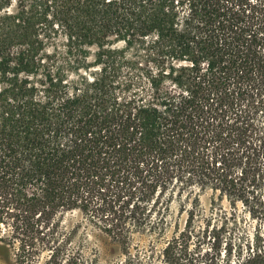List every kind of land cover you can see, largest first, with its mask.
Segmentation results:
<instances>
[{
    "label": "trees",
    "instance_id": "obj_1",
    "mask_svg": "<svg viewBox=\"0 0 264 264\" xmlns=\"http://www.w3.org/2000/svg\"><path fill=\"white\" fill-rule=\"evenodd\" d=\"M262 5L0 0V246L14 264H86L61 223L90 209L130 264L133 235L164 238L176 198L187 218L167 264H264V236L234 247L225 224L197 237L212 254L186 253L198 191L264 204ZM130 48L158 70L123 74Z\"/></svg>",
    "mask_w": 264,
    "mask_h": 264
},
{
    "label": "rangeland",
    "instance_id": "obj_2",
    "mask_svg": "<svg viewBox=\"0 0 264 264\" xmlns=\"http://www.w3.org/2000/svg\"><path fill=\"white\" fill-rule=\"evenodd\" d=\"M258 2L263 3L264 8V0H258ZM119 46L121 47L123 44H119ZM62 47L64 48V45L59 42L61 51L63 50ZM140 53L141 51L137 52L134 48L126 50L128 58L138 60L136 64L139 69L137 67L125 68L123 74L128 70L131 74H137L141 71L144 73L147 69H150L153 73L158 70L156 60ZM64 61L63 55H61L58 58V63H64ZM164 69L168 70L166 67ZM67 75L69 78L75 76L74 72L71 71H68ZM162 85L164 88H172L174 84L170 78L162 77ZM259 120H263V116H260ZM258 193V195H261V190ZM198 194L199 205L193 219L192 236L186 248L188 256L192 254L195 257L198 254V257H200L203 253L212 254L211 240L207 239V241L198 245L197 237L203 228H208L210 231L218 228L221 224H225L227 231L223 234V238L230 240L234 247L245 243L247 238L249 239L254 235L264 236V204L254 209V212H250L248 205H244L240 201L233 204L225 196L220 198L219 191H212L207 188L205 191H198ZM98 217L99 214H96L93 209H90L87 213L75 210L64 216L61 225L73 232L71 248L81 253L87 261L86 264L125 263L127 261L126 253L117 241L100 229V224L96 221ZM186 218L187 213L182 209L179 198L174 199L170 205L164 238H154L149 233H136L133 235L129 248L132 258L130 264H167L161 255L165 240L170 239L183 228ZM44 256L45 254H43ZM234 259L235 257H232L231 261ZM217 261L221 263L222 258H218ZM0 264H14L12 258L1 246Z\"/></svg>",
    "mask_w": 264,
    "mask_h": 264
},
{
    "label": "clouds",
    "instance_id": "obj_3",
    "mask_svg": "<svg viewBox=\"0 0 264 264\" xmlns=\"http://www.w3.org/2000/svg\"><path fill=\"white\" fill-rule=\"evenodd\" d=\"M13 2H15V0H13Z\"/></svg>",
    "mask_w": 264,
    "mask_h": 264
}]
</instances>
